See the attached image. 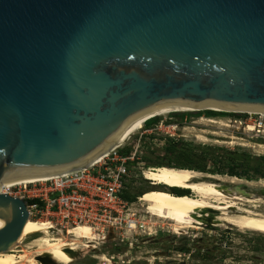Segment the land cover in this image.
I'll list each match as a JSON object with an SVG mask.
<instances>
[{"label": "water", "instance_id": "95a60500", "mask_svg": "<svg viewBox=\"0 0 264 264\" xmlns=\"http://www.w3.org/2000/svg\"><path fill=\"white\" fill-rule=\"evenodd\" d=\"M179 104L264 109V0H0V183L78 165ZM0 220L5 254L26 202L0 192Z\"/></svg>", "mask_w": 264, "mask_h": 264}, {"label": "rangeland", "instance_id": "374dc122", "mask_svg": "<svg viewBox=\"0 0 264 264\" xmlns=\"http://www.w3.org/2000/svg\"><path fill=\"white\" fill-rule=\"evenodd\" d=\"M232 114L239 117H215L220 118L226 126L205 125L198 116H187L183 119L171 117L170 114L161 117L157 125L150 128L144 126V129L134 134L120 149L122 151L135 146L139 139L138 136L142 137L141 160L131 164L133 168L127 185L128 190L136 195L142 192L147 194L157 189L171 191L169 188L152 185L143 176L146 169L159 168H147L144 164L145 157L149 156L152 150H161L169 140L264 156L262 147L264 145V116L247 113ZM153 158L155 162H158L162 155L156 153ZM219 184L226 186L232 196L239 195L243 198V200H234L237 208L230 210V215H240L241 210L247 209L264 216V179L256 178L250 181L242 179V181L233 182L227 178L225 182H219ZM191 194L194 195L192 191ZM139 206L138 209L141 210L142 215L147 217V221L155 224L160 230L158 236H127L124 242H110L92 249L87 248V240L85 241L86 246H81L76 251L73 256L75 261L72 264H102L103 254L112 260L113 264H264V233L243 231L227 223L219 225L214 223L213 218H210L198 228L186 229L176 234L173 232L172 222L148 217L144 205ZM32 220L47 221L37 218ZM50 231L48 235L51 237L68 236L66 232ZM40 236L42 233L30 236L17 245L13 251L17 249L15 254L18 257L27 255L31 259L34 258L37 249L34 247L33 239ZM41 258L38 257V260L40 261ZM45 263L53 264L48 261Z\"/></svg>", "mask_w": 264, "mask_h": 264}, {"label": "bare ground", "instance_id": "6f19581e", "mask_svg": "<svg viewBox=\"0 0 264 264\" xmlns=\"http://www.w3.org/2000/svg\"><path fill=\"white\" fill-rule=\"evenodd\" d=\"M200 109L264 116V109L247 107H227L218 105L191 106L179 104L160 108L148 112L134 120L114 142L96 156L78 165L57 171L26 172L18 178L5 177L0 183V192H6L5 188L8 187L24 183L45 181L58 175L78 170L84 166H91L122 148L134 134L142 130L149 120L159 116L163 117L171 113L193 112ZM200 120L204 122L205 125L220 124L226 126L220 118L201 117ZM262 147L264 148V145ZM143 176L156 187H165L169 189L180 188L190 190L194 193L192 196H177L167 190L157 189L141 197V202L142 205H144L147 216L172 222L173 232L176 234L186 229L198 228L210 218H213L214 223L219 225L227 223L243 231L264 233V216L247 209L241 210L242 214L240 215L229 214L230 210L237 208L234 200H243V198L239 195L235 197L232 196L230 190L226 186L220 185L219 182H225L227 178L231 179L233 182L242 181L240 178L227 175H210L193 170L172 167L146 169L143 172ZM247 201L249 202V200ZM4 226L5 222L0 220V229ZM53 226L51 222L30 219L17 245L23 243L24 240L30 236L42 233V236L33 239L34 247L37 249L35 257L32 259L27 255L18 257L15 254L17 252L16 249L15 251L0 254V264H22V262H25V264H44L42 261L38 260V257H42L41 259L50 258L58 264H72L75 260L71 251L76 252L81 246H86L85 241L92 238V231L88 226L81 225L72 228L67 237H65V235L62 237H55L53 235L54 237H51L48 234H50V230L54 228ZM87 248H90V246L87 245ZM108 259L107 257H103L104 261H108Z\"/></svg>", "mask_w": 264, "mask_h": 264}, {"label": "built area", "instance_id": "2783aa9c", "mask_svg": "<svg viewBox=\"0 0 264 264\" xmlns=\"http://www.w3.org/2000/svg\"><path fill=\"white\" fill-rule=\"evenodd\" d=\"M138 138L127 156L119 154L120 148L86 168L45 181L8 187L3 194L23 199L30 219H46L54 225L52 231L68 234L72 228L88 226L92 231L88 240L91 249L110 242H124L127 236H158V227L138 209V205L143 207L141 197L134 202L124 198L131 164L141 160L142 137ZM103 257L102 264H113Z\"/></svg>", "mask_w": 264, "mask_h": 264}, {"label": "trees", "instance_id": "16d2710c", "mask_svg": "<svg viewBox=\"0 0 264 264\" xmlns=\"http://www.w3.org/2000/svg\"><path fill=\"white\" fill-rule=\"evenodd\" d=\"M245 114V113H244ZM171 117L186 118L187 116L215 117H239L236 114L217 112L213 110L200 111L196 113L177 112L171 113ZM161 121V116L149 120L145 127L150 128ZM133 146L120 151L122 156L129 155ZM161 153L162 158L155 162L153 155ZM144 164L147 168L172 167L188 169L204 174L237 177L240 179L254 180L264 179V156H254L248 152L227 151L223 148H212L210 146H194L184 141L169 140L161 150H152L150 155L145 157ZM158 165V166H152ZM171 193L177 196H192L190 190L171 188ZM146 192L140 195L132 194L128 189L124 195L127 201L134 202L143 197ZM32 203V202H31Z\"/></svg>", "mask_w": 264, "mask_h": 264}]
</instances>
